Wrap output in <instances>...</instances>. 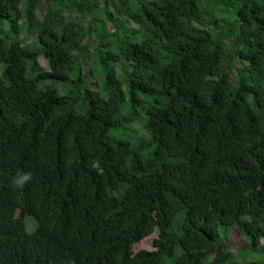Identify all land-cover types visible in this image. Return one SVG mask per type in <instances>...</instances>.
<instances>
[{
    "label": "trees",
    "instance_id": "trees-1",
    "mask_svg": "<svg viewBox=\"0 0 264 264\" xmlns=\"http://www.w3.org/2000/svg\"><path fill=\"white\" fill-rule=\"evenodd\" d=\"M103 1L0 0V264H239L221 227L264 252V0Z\"/></svg>",
    "mask_w": 264,
    "mask_h": 264
},
{
    "label": "rangeland",
    "instance_id": "rangeland-1",
    "mask_svg": "<svg viewBox=\"0 0 264 264\" xmlns=\"http://www.w3.org/2000/svg\"><path fill=\"white\" fill-rule=\"evenodd\" d=\"M115 1L118 5L119 9H121L122 2L120 0H115ZM101 4H102V7L105 6L103 0H101ZM44 14H45V9L43 8L39 11V15H40V17H43ZM120 20H124V17L120 16ZM87 25L89 26L90 23H87ZM110 31L113 32L114 31L113 28H111ZM22 37H26V33H24ZM97 40H98L97 37H93L90 40V46H91L90 50L88 51V53H86L83 56L82 74L84 77H86V76L90 77V79L87 81L88 86L90 85L93 88L96 86V82H98V87H99L98 89L102 92L103 96H106L104 94V92L102 91V86L104 83L102 77L104 75L102 74L101 66L96 64V59H97L96 53L98 50V44H97L98 41ZM36 41H37L36 37L35 38L31 37L29 39L28 43L31 44V43H34ZM41 64L47 70H50L49 61L46 57L41 58ZM123 70H124L123 68H119L120 74L123 72ZM0 71H3V67L0 68ZM56 86L58 87V89L60 88V90L62 92H63L64 88L66 89V93L69 91H73V86H69L68 88H66L64 83H56ZM84 109H85V106H83L82 104H80V106H78V108H77V110L79 112H83ZM127 113H129V107L128 106H126L125 109L123 110L121 118L123 119V116ZM134 125H135V127H134ZM134 125H125V127H126V128H124L125 130L121 129L119 132L113 130L111 134L115 137H118V138L130 140L135 146H137L138 142H140V141H148L150 139V136L148 135L147 131L145 130L143 119L140 118L138 121L135 122ZM19 216H20V213L17 214V217H19ZM26 221L28 223V222H33L35 220H34V218H27ZM181 221H182V214L177 216V218L175 220V224H174L175 229H178ZM34 229H36V224H35V226L30 227L29 230L33 231ZM221 233H222L223 237L230 238V246H231L232 252L236 258H239V259H237L239 264H251L252 262H255L258 260L264 261V252L253 251L251 246L249 245V243H247L246 237H241L238 230L234 229L232 232L228 233L226 227H221ZM157 237H158V233L154 232L153 234L145 237L140 242L136 243L134 245L135 252H138L142 249L154 250L155 249L154 241ZM196 242L199 243V245L205 244L201 239L197 240ZM262 242H264V240H262ZM181 252H182V249L178 248L176 255H180ZM173 259L174 258L167 257L165 259L164 264H172L171 260L173 261Z\"/></svg>",
    "mask_w": 264,
    "mask_h": 264
},
{
    "label": "clouds",
    "instance_id": "clouds-1",
    "mask_svg": "<svg viewBox=\"0 0 264 264\" xmlns=\"http://www.w3.org/2000/svg\"><path fill=\"white\" fill-rule=\"evenodd\" d=\"M33 174L31 172L17 171L15 176L12 177L10 186L13 188L22 189L27 183L31 181Z\"/></svg>",
    "mask_w": 264,
    "mask_h": 264
}]
</instances>
